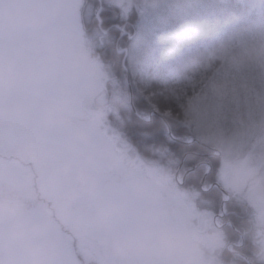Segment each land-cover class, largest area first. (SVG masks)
I'll list each match as a JSON object with an SVG mask.
<instances>
[{"label":"rangeland","instance_id":"obj_1","mask_svg":"<svg viewBox=\"0 0 264 264\" xmlns=\"http://www.w3.org/2000/svg\"><path fill=\"white\" fill-rule=\"evenodd\" d=\"M219 1L237 22L217 24L224 15L209 11L207 6L216 8L209 0H100L97 8L86 0H0V65L15 69L14 85L0 87V191L15 189L46 202L74 195V217L80 219L93 217L100 201L120 209L109 224L93 228L77 227L74 218L51 220L56 264H115L105 243L111 232L151 218L192 240L190 264L246 262L239 251L245 242L230 237L231 224L224 220L234 197L250 225L248 264H264V66L233 67L228 59L229 52L264 38V0H237L243 6L238 14L232 3ZM104 6L120 22L114 26L121 32L117 53L126 70L120 79L99 55L109 44ZM26 13L49 22L20 27L18 18ZM124 37L131 39L129 48L120 44ZM210 57L209 66L190 70L191 61ZM50 64L56 70L46 73ZM160 75L175 80L182 93L191 88L184 106L176 105L181 113L175 118L221 158L217 180L228 194L220 213L181 185L184 175L176 161L164 154L146 159L125 136L123 117L133 109L134 94L128 77L149 100L151 79ZM214 85L225 87L217 91ZM60 98L67 101L71 128L42 119L44 109ZM76 130L87 134L86 143L73 139ZM26 146L35 158L25 153ZM145 181L146 194L138 191ZM90 184L98 198L89 195ZM45 212L43 204L33 208L36 216Z\"/></svg>","mask_w":264,"mask_h":264},{"label":"clouds","instance_id":"obj_2","mask_svg":"<svg viewBox=\"0 0 264 264\" xmlns=\"http://www.w3.org/2000/svg\"><path fill=\"white\" fill-rule=\"evenodd\" d=\"M238 17L228 15L217 24H231L237 22ZM49 22L47 16L38 13L22 14L17 23L23 28H42ZM208 61L195 59L190 62V70L195 71L210 65ZM228 59L233 67H240L245 63H256L264 66V38L253 45H245L238 52L228 53ZM55 66L49 65L44 71L54 72ZM12 65H0V87H12L15 83ZM224 85H214V90L224 88ZM42 119L51 126L71 128L72 116L67 101L63 98L53 100L43 111ZM73 139L77 143H86L87 134L76 130ZM25 153L35 158L30 147H25ZM130 166V165H129ZM69 169L63 170L64 174ZM79 179L88 183L86 176ZM150 182L145 181L138 189L146 194ZM89 195L98 198L94 184L87 188ZM76 197L68 195L59 201H41L37 197H29L24 193L8 189L0 191V264H56L57 248L50 237L51 220L57 217L63 219L74 218L77 227L93 228L109 224L120 213V209L110 203L100 201L91 218L80 219L74 217L73 204ZM43 204L46 212L43 216H36L33 208ZM108 251L115 264H190L187 259L193 247L192 240L180 232L173 225L160 218L142 220L129 229L111 232L106 240Z\"/></svg>","mask_w":264,"mask_h":264},{"label":"trees","instance_id":"obj_3","mask_svg":"<svg viewBox=\"0 0 264 264\" xmlns=\"http://www.w3.org/2000/svg\"><path fill=\"white\" fill-rule=\"evenodd\" d=\"M209 1L216 6L214 9L207 6L209 11L227 16L224 12L226 10L223 2L219 0ZM226 2L228 4L232 3L231 11L234 14H238L243 8L237 0H226ZM85 4L97 8L101 2L100 0H86ZM105 7L107 6H104L103 9ZM111 13L110 17L102 15V26L107 30L105 37L108 39L109 44L103 52H99V55L104 64L109 67L112 75L120 79L125 77L126 74L121 61L123 56L117 53L116 40L120 37L121 32L114 28L120 22L114 19L115 15L112 10ZM171 30L173 31V29ZM121 41V46L129 48L130 38L124 37ZM158 72H161V70ZM160 77L161 75L156 79H151L152 82H150V87L148 86L147 93L151 96L149 100L135 91V82L132 77H128L131 86L134 88V94L132 97L133 109L129 116L123 117L125 136L140 155L146 159L153 158L156 154H164L176 161L185 177L182 186L196 190L203 200L210 202L212 210L220 213L225 191L220 185L219 187H215V185L219 184L217 174L221 167V158L215 154L213 149L194 139L191 130L183 123V119L181 121V119L175 118L176 115L181 113V111L176 110V105L184 106L185 101L188 100L191 94V88L186 87V92L182 93L180 92L182 89L176 87L175 80L164 78L165 81H163V78ZM166 112H170L172 115L165 116ZM204 187L208 190H205ZM241 208L244 209L235 197L232 198L226 203L224 220L226 223L231 224L228 227L230 237L235 236L238 240L245 242L239 251L243 256L252 259L253 247L250 248V225L248 221H245L247 211H241ZM230 256L231 254L228 251L224 253L226 260H229ZM242 261L240 264H247L244 260ZM255 263L257 262L255 261Z\"/></svg>","mask_w":264,"mask_h":264},{"label":"snow or ice","instance_id":"obj_4","mask_svg":"<svg viewBox=\"0 0 264 264\" xmlns=\"http://www.w3.org/2000/svg\"><path fill=\"white\" fill-rule=\"evenodd\" d=\"M111 9L110 8H108V7H105L104 9H103V12H102V15H108L109 17L111 16Z\"/></svg>","mask_w":264,"mask_h":264},{"label":"water","instance_id":"obj_5","mask_svg":"<svg viewBox=\"0 0 264 264\" xmlns=\"http://www.w3.org/2000/svg\"><path fill=\"white\" fill-rule=\"evenodd\" d=\"M131 103H132V101H131Z\"/></svg>","mask_w":264,"mask_h":264}]
</instances>
